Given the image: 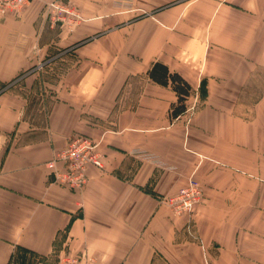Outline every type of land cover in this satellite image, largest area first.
Instances as JSON below:
<instances>
[{"label":"crops","instance_id":"1","mask_svg":"<svg viewBox=\"0 0 264 264\" xmlns=\"http://www.w3.org/2000/svg\"><path fill=\"white\" fill-rule=\"evenodd\" d=\"M48 1L0 16V264H264V0H67L91 20L71 30ZM119 3L138 17L98 20ZM156 61L195 107L172 115ZM76 134L102 154L81 192L47 167ZM191 179L206 199L174 214Z\"/></svg>","mask_w":264,"mask_h":264},{"label":"built area","instance_id":"2","mask_svg":"<svg viewBox=\"0 0 264 264\" xmlns=\"http://www.w3.org/2000/svg\"><path fill=\"white\" fill-rule=\"evenodd\" d=\"M30 0H0V16L21 12ZM50 16L54 22L69 29L82 20L81 12L70 1L51 0L48 3ZM145 158L147 156H144ZM90 166H102L99 144L83 134L73 135L66 146L57 151L47 162L54 175V182L74 192H81L87 183V170ZM203 196L200 184L191 179L177 193L169 196L166 202L174 214L192 215L195 205ZM56 264H82L81 258L71 253L61 255Z\"/></svg>","mask_w":264,"mask_h":264},{"label":"trees","instance_id":"3","mask_svg":"<svg viewBox=\"0 0 264 264\" xmlns=\"http://www.w3.org/2000/svg\"><path fill=\"white\" fill-rule=\"evenodd\" d=\"M148 74L162 85L170 84L176 91L178 101L172 104V115L176 117L186 112V100L192 92L191 85L177 72H170L167 65L161 61L154 62ZM37 260H40V256L36 252L23 246H17L9 264H33Z\"/></svg>","mask_w":264,"mask_h":264},{"label":"rangeland","instance_id":"4","mask_svg":"<svg viewBox=\"0 0 264 264\" xmlns=\"http://www.w3.org/2000/svg\"><path fill=\"white\" fill-rule=\"evenodd\" d=\"M51 0H49L48 2H47V10H48V14H50V12H49V8H48V3L50 2ZM64 1H67V0H64ZM71 3V2H70ZM128 3H126V5H127ZM72 5H74V6H76L75 4H73L72 3ZM27 6V5H26ZM25 6V7H26ZM25 7H24V9H25ZM76 8L81 12V14H82V11H81V9H80V7H78V6H76ZM113 8V10H114V12H115V14H110V15H108V17L107 18H103V19H98L99 21H103V22H109V25H118V24H120V25H122V24H124L127 20H129V21H133V20H135L137 17H138V15H136V14H124V13H126L127 12V10H126V8H127V6H123V4H121V3H119V4H117V5H115L114 7H112ZM23 9V10H24ZM22 10V11H23ZM21 11V12H22ZM21 12H19V13H15V14H20ZM146 13H148V12H146ZM146 16L145 17H143V18H149V14H145ZM89 21H91V20H86V18H83L82 20H80L77 24H75L74 26H73V28H77V27H79V26H82L84 23H86V22H89ZM63 28H65V29H68V30H71V29H69V28H66V27H64V26H62ZM108 27V26H107ZM110 27V26H109ZM106 29V28H105ZM62 49V48H61ZM58 52V49H56L55 50V53H57ZM66 66L64 65V64H59V63H56L55 65H54V69H52V67H49L48 69H46V70H44L43 72H46V73H44V75L46 76V77H48L49 76V78L50 79H52V77H53V73H52V70H55L56 72H55V75L54 76H57V74L59 73V72H61L64 68H65ZM49 70V71H48ZM15 82H17V81H15ZM14 82V83H15ZM10 83V82H9ZM13 83V84H14ZM13 84H11V85H9L8 87H11V86H13ZM7 85V83H5V84H2L1 86H0V90L1 89H3V90H5V86ZM192 98V97H191ZM191 98H189L188 99V105H190V108H193V107H195V103L198 101L197 99L196 100H194V99H191ZM199 184H200V187H201V189H202V193H203V196H202V198H201V200L199 201V203H197L196 205H195V208H194V211H193V213L195 214V209H196V207H198L199 205H201L202 203H203V201H204V199H206V194H205V191H204V188H203V186L201 185V183L199 182V181H197Z\"/></svg>","mask_w":264,"mask_h":264}]
</instances>
